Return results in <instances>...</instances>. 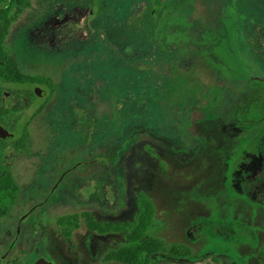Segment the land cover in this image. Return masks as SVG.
<instances>
[{
	"label": "rangeland",
	"instance_id": "1",
	"mask_svg": "<svg viewBox=\"0 0 264 264\" xmlns=\"http://www.w3.org/2000/svg\"><path fill=\"white\" fill-rule=\"evenodd\" d=\"M51 16L67 18L69 31L48 46L40 33ZM5 49L55 87L28 127L27 151L12 143L0 151L21 188L14 214L34 210L55 227L54 217L89 212L115 224L133 219L144 193L155 206L149 235L193 252L150 264L263 263L264 206L230 180L245 152L264 151V0H30ZM2 87L6 99L23 88ZM231 90L256 104L254 118L222 117ZM37 100L23 114L10 101L14 141L45 101ZM109 235L97 239L82 219L70 260L60 261L63 247L58 255L42 247L27 262L119 264L106 256L125 231Z\"/></svg>",
	"mask_w": 264,
	"mask_h": 264
},
{
	"label": "flooded vegetation",
	"instance_id": "2",
	"mask_svg": "<svg viewBox=\"0 0 264 264\" xmlns=\"http://www.w3.org/2000/svg\"><path fill=\"white\" fill-rule=\"evenodd\" d=\"M45 23L47 26L46 31L41 32L40 37L44 42L48 41V46H51L53 44L54 41L53 39L55 38L58 40H65L67 38L69 31L67 18L56 20L54 16H51L47 21H45ZM5 51L7 52L8 55H10L11 57L17 60V65L24 74L30 76H44L51 81V79L48 76H46L45 74H41L40 71L36 70V69H40V67L38 66L36 68L30 67L34 65L28 66L26 65V62L24 60L17 58L13 54V52H8L6 49ZM49 67L50 64H43L42 69L46 70ZM26 71H29V73ZM14 85H20L23 88L19 89V91H16L15 93L14 91L13 93L11 92V94L8 95L9 99L5 98L6 89H3L2 103L6 113H4V117L0 121V126L3 129H5L7 132H9V134H11L12 137L14 136L11 130L14 128H12L13 125H11V120H10V118L12 117L11 113H13L12 112L13 110L11 109V102L17 101L19 103L18 111L19 113L23 114L31 107H33V109L35 108L38 101L37 99L45 100L44 104H42V106L39 107L36 111L31 112L30 117H28L27 125H26L28 130V127L31 125V122H33V120L36 117H38L39 114L42 113L44 108L48 105V102L52 99L54 93V92L52 93L50 86L44 82L43 83L30 82L27 84H14ZM244 89L245 87L243 88V91ZM14 94H17L19 96H15ZM228 96L231 98L230 102H228L230 106L226 105V98ZM226 98L224 104L222 106H219V108L217 107V109L223 113L222 117L225 118L226 121L230 122V120H233L238 122H246L247 120H250L251 117H253V116H249V113L251 114L250 108H253L254 105L256 104L251 103L250 100L246 101L245 95H236V94L234 95L231 90L228 91ZM7 110L11 112L7 113L8 112ZM231 116H234V119ZM22 117L23 116L21 117L19 116L18 119L21 118L22 121ZM12 137L9 140L0 139L1 141L0 151L3 152L4 146L8 143H12L13 145L14 140L12 139ZM263 153L264 151L261 150L260 148H258L253 153H250L248 151L245 152L244 155L246 156V158L242 157L238 159V161L236 160L234 162L236 166H234L235 168H233V171L231 173V180H230V185L232 188L235 189L234 191L236 190L239 191V193L242 196L249 197L257 204L262 206H264V177L261 179L260 175L263 174L264 176ZM240 156H242V154H240ZM39 206L40 205L37 204L35 205V208H38ZM4 210H5L4 206L0 208V251L3 250V253L0 254V264H28L27 258L33 254V251H37L38 249L41 250L42 247H43V251H41L40 253H46V252L50 253L49 251L51 250L56 255H58V253L63 252L61 251L63 247L64 248L63 256L59 254L60 261L61 259H63V262L66 263L68 260H70L69 255L71 252V248H73L71 242L72 234H70V236H66L64 234V231H68L69 228H68V223L67 224L63 223V225L59 223V220L63 217H59V218L54 217L55 227H52V225L50 224V220H48V218H46L42 214L36 215V212L34 210L19 215L14 214L13 210L9 215H6L4 213ZM35 216H38L37 220L32 221V218H34ZM93 233L97 239H101L102 241H105L104 236L109 235L113 232H107V233L93 232ZM41 259L45 260L48 263L55 264L53 260L51 261L42 256H39L34 261V264H36V262ZM107 262H115V261H107ZM262 264H264V260Z\"/></svg>",
	"mask_w": 264,
	"mask_h": 264
},
{
	"label": "trees",
	"instance_id": "3",
	"mask_svg": "<svg viewBox=\"0 0 264 264\" xmlns=\"http://www.w3.org/2000/svg\"><path fill=\"white\" fill-rule=\"evenodd\" d=\"M30 6V0H0V121L5 110L2 103L3 84H27L30 82L46 83L54 92L53 83L44 76H30L24 74L17 65V60L5 51V41L12 25L21 13ZM9 112V110H7ZM41 112V111H40ZM38 115V114H37ZM29 133L25 129L23 135L13 142L18 153L29 148ZM21 188L15 181L11 171L0 164V208L5 207L4 213L9 215L17 205ZM136 214L130 221L120 223L98 222L89 212L73 214L63 217L59 223H68L66 236L79 228L83 219L88 230L98 233L125 231L126 242L119 249L111 251L106 261H115L120 264H150L154 256L170 257L175 260H188L193 252L184 244H166L161 238L149 235L151 226L155 222V206L153 201L144 193L136 198ZM264 259V248L260 250Z\"/></svg>",
	"mask_w": 264,
	"mask_h": 264
},
{
	"label": "water",
	"instance_id": "4",
	"mask_svg": "<svg viewBox=\"0 0 264 264\" xmlns=\"http://www.w3.org/2000/svg\"><path fill=\"white\" fill-rule=\"evenodd\" d=\"M12 135L9 134V132H7L5 129H3L1 126H0V139H3V140H9L11 139ZM36 264H51V263H48L46 262L45 260H38L36 262Z\"/></svg>",
	"mask_w": 264,
	"mask_h": 264
}]
</instances>
